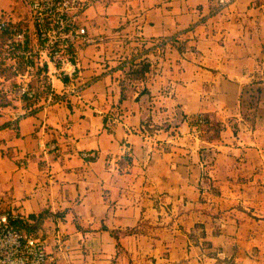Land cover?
<instances>
[{
	"label": "crops",
	"instance_id": "0c3cea01",
	"mask_svg": "<svg viewBox=\"0 0 264 264\" xmlns=\"http://www.w3.org/2000/svg\"><path fill=\"white\" fill-rule=\"evenodd\" d=\"M79 22L76 79L0 116V206L55 264H264V0H92Z\"/></svg>",
	"mask_w": 264,
	"mask_h": 264
},
{
	"label": "built area",
	"instance_id": "2783aa9c",
	"mask_svg": "<svg viewBox=\"0 0 264 264\" xmlns=\"http://www.w3.org/2000/svg\"><path fill=\"white\" fill-rule=\"evenodd\" d=\"M26 14L0 0V116L12 123L32 112L39 96L38 78L48 79V106L55 101L56 80L77 77V47L96 41L79 17L92 0H23ZM230 0H220L222 4ZM36 80V82H35ZM18 106L19 109L15 107ZM207 117L196 116L193 133L204 131ZM50 145V148H54ZM82 155L89 156V151ZM23 219L14 207L0 209V264H55L45 242L15 221Z\"/></svg>",
	"mask_w": 264,
	"mask_h": 264
},
{
	"label": "rangeland",
	"instance_id": "374dc122",
	"mask_svg": "<svg viewBox=\"0 0 264 264\" xmlns=\"http://www.w3.org/2000/svg\"><path fill=\"white\" fill-rule=\"evenodd\" d=\"M2 3H5L4 5L10 6V7H16L18 9V12L22 14H26V3L23 0H2ZM138 69L142 68L141 65L137 67ZM136 73V72H135ZM135 75H138L137 73ZM36 82V80H35ZM37 85L40 87V92L38 95H45V91L48 88V79L47 77L38 78ZM5 97L0 94V101L4 100ZM4 208V206H0V209Z\"/></svg>",
	"mask_w": 264,
	"mask_h": 264
},
{
	"label": "water",
	"instance_id": "95a60500",
	"mask_svg": "<svg viewBox=\"0 0 264 264\" xmlns=\"http://www.w3.org/2000/svg\"><path fill=\"white\" fill-rule=\"evenodd\" d=\"M255 88H256L255 84H250L245 86L244 92L248 95V100H250V104L252 100L255 98V94H256Z\"/></svg>",
	"mask_w": 264,
	"mask_h": 264
},
{
	"label": "trees",
	"instance_id": "16d2710c",
	"mask_svg": "<svg viewBox=\"0 0 264 264\" xmlns=\"http://www.w3.org/2000/svg\"><path fill=\"white\" fill-rule=\"evenodd\" d=\"M139 70H141V71H143V68H140V69H138L137 68V70H135V72L136 71H139ZM136 74V73H135ZM40 89V88H39ZM48 89V88H47ZM39 92H40V90H39ZM38 96H40V95H38ZM209 124V120H208V118H207V124L206 125H208ZM34 216V215H33ZM15 223L20 227V228H22V227H24L25 226V222L23 221V219L21 218V219H17L16 221H15ZM23 229V228H22Z\"/></svg>",
	"mask_w": 264,
	"mask_h": 264
}]
</instances>
